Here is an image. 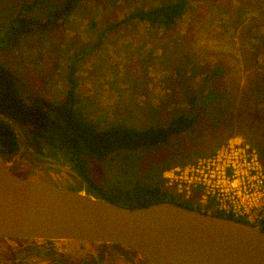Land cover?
I'll return each mask as SVG.
<instances>
[{
	"label": "rangeland",
	"instance_id": "obj_1",
	"mask_svg": "<svg viewBox=\"0 0 264 264\" xmlns=\"http://www.w3.org/2000/svg\"><path fill=\"white\" fill-rule=\"evenodd\" d=\"M33 1L0 0V31ZM63 1L47 0L25 15L47 17ZM169 1L83 0L52 29L25 36L12 49L0 46V64L14 70L25 94L60 101L73 71L78 105L101 127L165 126L177 114L197 112L194 126L171 144L91 159V173L103 186L146 182L149 172L210 154L232 136L264 153V0H188L186 13L170 29L141 20L112 25L133 10ZM49 152L43 148V161L52 162ZM29 157L15 154L5 162L20 176L82 187L71 173ZM66 241L0 240V263L61 264L57 258L63 255L67 264H77L93 250ZM102 251L105 264H149L119 245Z\"/></svg>",
	"mask_w": 264,
	"mask_h": 264
},
{
	"label": "water",
	"instance_id": "obj_2",
	"mask_svg": "<svg viewBox=\"0 0 264 264\" xmlns=\"http://www.w3.org/2000/svg\"><path fill=\"white\" fill-rule=\"evenodd\" d=\"M41 165L80 178L64 164ZM0 239L117 244L151 264H264L260 225L170 201L122 206L85 187L20 176L1 159Z\"/></svg>",
	"mask_w": 264,
	"mask_h": 264
},
{
	"label": "trees",
	"instance_id": "obj_3",
	"mask_svg": "<svg viewBox=\"0 0 264 264\" xmlns=\"http://www.w3.org/2000/svg\"><path fill=\"white\" fill-rule=\"evenodd\" d=\"M45 1L47 0H34L22 7L21 12L1 28L0 46L12 49L25 36L52 29L62 19L71 16L83 0H64L62 5L50 11L47 17L25 15V11ZM188 7V0H173L150 8L133 10L120 22L112 25L141 20L153 28L170 29L182 18ZM73 73H70L71 84L66 96L60 101H55L38 94H25V88L14 70L0 64V114L5 116L0 117V159L5 162L15 154H22L27 160L30 155L32 160L37 158L43 161V148L47 147L52 162L65 164L79 175L81 180L78 177L76 179L81 188L85 187L92 194L110 202L133 208L170 201L201 209L178 197L174 190L171 191L170 187L166 186L164 172L167 166H163L159 172H149L146 182L128 187L99 184L89 166L91 159L104 161L115 152L153 149L171 144L194 126L197 122V112L190 110L177 114L165 126L139 128L114 123L101 127L88 118L79 107ZM261 158L264 162L263 152ZM214 213L260 225L264 230V217L253 223L231 214L223 215L220 211Z\"/></svg>",
	"mask_w": 264,
	"mask_h": 264
},
{
	"label": "built area",
	"instance_id": "obj_4",
	"mask_svg": "<svg viewBox=\"0 0 264 264\" xmlns=\"http://www.w3.org/2000/svg\"><path fill=\"white\" fill-rule=\"evenodd\" d=\"M164 179L196 207L253 223L264 217V163L259 150L241 137H229L214 152L167 169Z\"/></svg>",
	"mask_w": 264,
	"mask_h": 264
},
{
	"label": "flooded vegetation",
	"instance_id": "obj_5",
	"mask_svg": "<svg viewBox=\"0 0 264 264\" xmlns=\"http://www.w3.org/2000/svg\"><path fill=\"white\" fill-rule=\"evenodd\" d=\"M6 163V162H5ZM7 164V163H6ZM8 165V164H7ZM46 168V167H45ZM61 171V170H60ZM63 172V171H62ZM67 173V172H66ZM68 174V173H67ZM0 240H6V239H0ZM12 240H24V239H12ZM66 242H74V243H79L80 245H82L83 247H86L87 250L89 248H93V250H88L87 251V257H83L81 259H76L77 260V264H105L104 262H101L99 258H101V255L104 253L102 251L104 245H117V244H104V243H96V242H92V241H80V240H67ZM54 242H51V244H53ZM121 247H124L122 245H119ZM127 248V247H126ZM130 250V253L132 254H139L137 252H135L134 250L127 248ZM140 255V254H139ZM66 256H59L57 259H59V262L61 264H67V260L65 258ZM96 261H95V260ZM143 259H145L149 264H151L146 258L143 257ZM13 264H29L27 261L24 262H12ZM0 264H5V263H0ZM49 264H54V263H49Z\"/></svg>",
	"mask_w": 264,
	"mask_h": 264
}]
</instances>
